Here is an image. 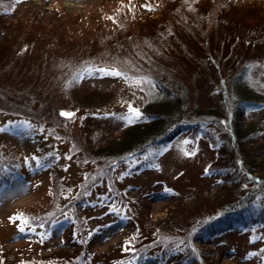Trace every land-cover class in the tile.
<instances>
[{
	"label": "rangeland",
	"instance_id": "obj_1",
	"mask_svg": "<svg viewBox=\"0 0 264 264\" xmlns=\"http://www.w3.org/2000/svg\"><path fill=\"white\" fill-rule=\"evenodd\" d=\"M4 1L0 128L8 130L0 131V162L17 158L10 164L22 176L0 181V264H36L44 256L67 253L78 264H132L116 243L133 231L146 234L141 241L155 233L182 236L186 227L179 231L177 225L206 215L208 210L199 207L224 197L232 182L240 183L241 192L251 189L244 210L264 217V175L252 171L261 179L253 186L241 176L244 165L238 160L248 151L252 158L244 163L264 168V0H227L224 6L217 0H184L187 6L178 0ZM146 2L156 9L145 11ZM119 8L123 12L115 13ZM83 64L123 67L131 79L94 73L74 82ZM243 64V80L258 102L236 117L240 138L235 143L221 120L207 113L226 111L224 88L227 104H236L231 88ZM165 86L188 103L183 107L187 121L201 120V127L185 129L106 170L108 158L96 152L109 151L106 146L120 141L122 129L139 118L129 106L139 110ZM67 111L74 115L61 116ZM245 130L248 135L241 139ZM221 144L230 161L225 167L216 160ZM216 165L222 167L219 176L206 171ZM2 166V172L12 173ZM83 191L86 203L81 201L76 216L46 213L56 202L64 210ZM14 212L37 221L51 214L53 220L69 216L72 221L41 238L38 223L18 231ZM235 228L191 245L204 251L210 264H264V225ZM156 237L152 244L160 243ZM156 249L149 248L144 264H155ZM83 254V263L78 262Z\"/></svg>",
	"mask_w": 264,
	"mask_h": 264
},
{
	"label": "trees",
	"instance_id": "obj_2",
	"mask_svg": "<svg viewBox=\"0 0 264 264\" xmlns=\"http://www.w3.org/2000/svg\"><path fill=\"white\" fill-rule=\"evenodd\" d=\"M17 0H5V2H8L7 4L10 5L11 2L15 3ZM183 1L184 0H178ZM219 1V4L222 6L225 5L227 0H217ZM160 4V2L158 1ZM129 4V3H128ZM143 5H146L145 11H154L156 9V4L153 2H146L142 3ZM162 4V2H161ZM185 6H187V3L184 2ZM183 4V5H184ZM163 6V5H162ZM192 6L195 9V12L199 11V8L194 4V1L192 3ZM131 7V6H130ZM151 8L152 10H149ZM162 8V7H161ZM134 9V7H132ZM10 10V9H9ZM220 10V9H219ZM123 12V8H119L115 13ZM49 43V42H48ZM40 46V45H38ZM26 47V46H25ZM84 66L79 67L75 70L73 77L77 73H82L83 70L86 68L87 64H83ZM118 68L119 70H122L123 72H126L128 75L127 70L125 68H121L118 66H114ZM246 64H243L240 68V71L237 73V76L234 78L235 81H233V85L231 88V91L234 95V98L237 100L236 104L233 106L231 103L230 105L227 104V99L225 96V88L222 91V101L225 104L224 108L226 109L225 112H210L207 113L208 115H214V117H217L221 120L225 131L227 132L229 139L231 141H236L238 138H240V134L238 132V127L235 125V119L237 116L243 115V113H246L249 111L251 107H253L251 104H255L258 101H253L252 99L255 97L253 95L255 92L249 84H247V81L243 80L246 79L247 71H246ZM223 87L225 86L222 82ZM172 93V94H171ZM169 95V96H168ZM171 95V97H170ZM175 95V96H174ZM154 96V97H153ZM151 97V100H147L144 107H141L140 110V116L138 119L133 120L128 125H126L122 131L124 132L120 141L113 143L114 145H107L106 148L109 151L105 152H96V154H102L107 159L105 168L108 166L106 170H111L112 165L117 166L120 164L124 159H128L129 157L136 156L139 154H142L146 151V149L152 145H157L165 142L171 141L174 137H176L178 134L183 132L185 129L188 128H200L201 127V120L197 123L195 122H188L187 117L183 116V107L185 103V99H180L176 96L173 92H168V89L162 87L161 91L157 95H153ZM170 97V98H169ZM231 102V100H230ZM187 103V102H186ZM185 103V104H186ZM260 103V102H259ZM188 105V103H187ZM86 108H91L89 104H84L83 106ZM221 107V106H220ZM223 108V107H222ZM183 122V123H182ZM184 122H188L185 124ZM249 130H245L241 135V139H245L246 135H248ZM228 144V143H227ZM232 144V143H231ZM229 145V144H228ZM105 148V149H106ZM228 148V147H227ZM218 149L220 151L216 152V160L222 161L220 163L222 167H225L226 165L230 164L228 157L226 158L224 155V152L226 150V147L221 144L218 146ZM229 149V148H228ZM240 159L239 164H243L244 168L240 171L243 175V178L247 179L253 186H258V183L261 181V179H264V176H254L252 175V171H258L259 173H262L264 175V168L263 169H256L253 166L246 165L244 163V159L247 162L248 158H252L249 155V152H241L240 153ZM17 158L12 159L8 163H2L0 162V181L9 180V178L13 175L22 176V172L19 170V168H14L11 166L12 161H16ZM241 160V161H240ZM256 159H252V162H254ZM229 161V162H228ZM228 162V163H227ZM2 165H6L7 168H9V171L12 173L2 172L5 168H2ZM238 165V164H237ZM221 166H211L206 169L209 174L212 175H218L221 172ZM105 168L102 169L105 172ZM53 174V173H51ZM249 175V176H248ZM56 177L52 175L51 177V192H54V190H57L56 187V181L54 180ZM89 186V185H88ZM87 186V187H88ZM240 183H233L229 185V188L226 189L223 192L224 197H220L218 201H216L213 205H208L205 207L200 206V209L208 210L206 211V215H197L196 217H193L191 220L186 222L184 226H181L180 224L177 225V227L181 228L179 231L183 230V228L186 227V230H183L181 233L182 236H169V234L162 236L163 233H155L152 235L153 237L150 238L147 241H141L144 238H146V234L143 233L141 235H138L137 232L133 231L130 234H127L128 236L126 239L119 241L116 243V245L122 246L123 255L128 254L129 261L132 264H144L147 260L146 256L148 253L149 248L155 247L157 248L155 254L151 258L155 264H163L165 261H168V264H210L205 259V252L198 248H193L191 243L192 241H199V242H209L213 235L221 232H225L228 230L236 229V226H252V225H264V217L260 214H251L248 211L244 210L245 200L250 198L251 195V189H246L244 192H241L239 190ZM57 191L53 195L56 196ZM83 192H78V195L75 196V198L68 201V204L64 206V210H59L57 207V202L54 204L53 210L46 211V213H54L55 215L64 214L67 211H70L75 214L76 211L79 210V207L82 205L81 201L86 203V200L84 198ZM56 198V197H55ZM251 200V198L249 199ZM241 205L243 207V210L238 208V205ZM56 207V208H55ZM246 208V207H245ZM198 209V211H200ZM205 213V212H204ZM246 214V216H245ZM248 214V215H247ZM13 218L15 219L18 216H21V219H17L18 223L22 226V220L23 217H26L24 214H21V212H14L12 213ZM11 216V217H12ZM50 216V218H48ZM53 214L44 216L41 215V218L37 220H30V226H36L37 223L41 225L43 228L38 229L37 232L41 236V238L49 237L54 232V230L65 226L67 227L70 222L72 221L71 217H60L58 220H53ZM43 220L42 222H40ZM126 223V221H121ZM180 225V226H179ZM158 230H163L162 228ZM135 233V234H134ZM137 234V235H136ZM136 235V236H135ZM144 235V236H143ZM159 235V236H158ZM158 236V238L156 237ZM157 238V240L160 242L159 244H152L150 241ZM146 242V243H143ZM79 243L85 244L88 243V240L84 243V241H79ZM155 245V246H154ZM158 246V247H157ZM86 250V247H84ZM85 253V252H84ZM122 255V256H123ZM66 256H69V254H65L64 257H55V256H44L43 260L37 259L34 261L36 264H78L73 263L76 262L75 260L71 259L72 255L66 258L68 262H63ZM86 254H83L78 258V262L83 263L84 258ZM158 257V258H157ZM205 259V261H204ZM51 261V262H48ZM25 263V262H23Z\"/></svg>",
	"mask_w": 264,
	"mask_h": 264
},
{
	"label": "snow or ice",
	"instance_id": "obj_3",
	"mask_svg": "<svg viewBox=\"0 0 264 264\" xmlns=\"http://www.w3.org/2000/svg\"><path fill=\"white\" fill-rule=\"evenodd\" d=\"M17 2H22V0H17ZM142 7H147V6L146 5H142ZM149 10H152V9L149 8ZM109 19H112V18L109 17ZM94 73H99L102 76L121 77V78L125 79L126 83L129 82V80L131 79V78L128 77L126 72H123L122 70H119L116 67H93V66H89V67H87V68H85L83 70V73H77L74 76L73 80H74V82H76L79 79H83L84 75H92ZM131 82L134 83V84H140L143 81L142 80L132 79ZM129 111L133 114L134 117L138 118L140 116L139 110L133 109V108H131V106H129ZM73 115L74 114L70 113V112H61V116H64L66 118H71ZM7 130H8L7 126L5 128H0V131H7ZM187 154L188 153H186V155ZM191 154H194V153H191ZM33 159H35V158H33ZM43 166L44 165H42V164H39V163L37 164V167H43ZM15 219H21V216H18ZM30 220H31V218L23 217L22 226L21 225H17L18 231L23 233L25 231V229L30 226Z\"/></svg>",
	"mask_w": 264,
	"mask_h": 264
},
{
	"label": "water",
	"instance_id": "obj_4",
	"mask_svg": "<svg viewBox=\"0 0 264 264\" xmlns=\"http://www.w3.org/2000/svg\"><path fill=\"white\" fill-rule=\"evenodd\" d=\"M70 112V111H69ZM71 113V112H70Z\"/></svg>",
	"mask_w": 264,
	"mask_h": 264
}]
</instances>
